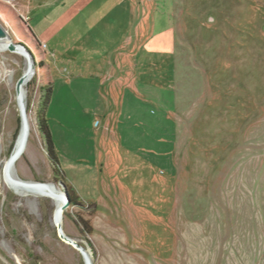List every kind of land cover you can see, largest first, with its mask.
Segmentation results:
<instances>
[{
	"label": "rangeland",
	"instance_id": "rangeland-1",
	"mask_svg": "<svg viewBox=\"0 0 264 264\" xmlns=\"http://www.w3.org/2000/svg\"><path fill=\"white\" fill-rule=\"evenodd\" d=\"M172 1L174 106L163 123L169 147L157 164L133 169L116 154L123 151L111 150L115 169L100 173V146L119 135L112 141L99 130L94 79L75 76L92 70L94 41L104 47L118 36L94 37V0H0L10 40L28 43L30 25L47 64L27 85L30 135L18 176L63 181L75 201L62 228L90 248L93 264H264V0ZM156 41L165 45L149 35L141 55L155 61L149 48ZM0 66L15 75L11 88L9 75L0 76L1 167L20 124L14 85L24 59L0 52ZM46 73L44 118L61 178L38 123ZM100 179L107 181L98 186ZM27 194L0 178V264H84L58 236L51 201ZM129 245L148 252L131 254Z\"/></svg>",
	"mask_w": 264,
	"mask_h": 264
},
{
	"label": "crops",
	"instance_id": "crops-1",
	"mask_svg": "<svg viewBox=\"0 0 264 264\" xmlns=\"http://www.w3.org/2000/svg\"><path fill=\"white\" fill-rule=\"evenodd\" d=\"M116 35L118 39H109L108 44L103 42L104 47L94 41L92 70L75 76V79H94V96L97 98L94 113L101 118L99 130L111 136L119 135L116 142L101 144L102 151L97 154L100 173L112 168L109 157L112 153L115 155L114 149H117L116 152L118 149L123 151L116 154L124 162H129L128 168L133 169L136 165L130 164H157L159 153L169 147L168 142L163 140V123L168 121L166 116L174 106L173 1L94 0V37ZM149 35L159 37V41L165 44L159 46L156 41L157 46L149 48L157 55L153 58L155 61L141 55L145 47L144 39ZM163 36L169 38L163 39ZM164 65L167 73L163 71ZM97 181L99 186L107 180ZM123 228L129 230L125 223ZM125 248L134 255L148 252L137 245ZM113 256L117 258L116 254Z\"/></svg>",
	"mask_w": 264,
	"mask_h": 264
},
{
	"label": "bare ground",
	"instance_id": "bare-ground-1",
	"mask_svg": "<svg viewBox=\"0 0 264 264\" xmlns=\"http://www.w3.org/2000/svg\"><path fill=\"white\" fill-rule=\"evenodd\" d=\"M10 42L9 37H0V52H6L7 44ZM18 54L24 59V66L20 76H23V81L20 84L19 89H16L14 85L15 101L18 107L20 124L16 138L14 140L13 146L9 154L2 160L0 167V178L2 182L12 189L16 193L27 194L30 193L36 197H44L51 201L53 205L52 211V223L57 225L58 221L63 219V212L59 215V207L61 204L60 190L53 182H45V184H37L34 180H23L18 176L16 170V164L21 158L22 154L25 152L29 135H30V122L29 116L26 111V94L27 85L32 80L34 76V70L30 66V61L24 55V53L19 50L11 51ZM3 67V66H2ZM6 67V66H5ZM9 75V88L13 85L14 73L11 71H6L0 66V76ZM14 75V76H13ZM8 77V76H7ZM4 79V78H3ZM7 81V80H6ZM8 82H6L8 84ZM5 83V82H4ZM25 108L24 113L22 108ZM28 195V194H27ZM60 218V219H59Z\"/></svg>",
	"mask_w": 264,
	"mask_h": 264
},
{
	"label": "trees",
	"instance_id": "trees-1",
	"mask_svg": "<svg viewBox=\"0 0 264 264\" xmlns=\"http://www.w3.org/2000/svg\"><path fill=\"white\" fill-rule=\"evenodd\" d=\"M26 30L28 34L30 35L31 39H29L28 43L22 42L21 44H23L27 48V50L31 53L33 60H34L35 69L37 71L40 69V67L47 68V64L44 61V52L41 51L40 47L38 48V46H40L39 41L37 40L36 36L34 35V33L32 32L31 28L28 25H26ZM34 75H35V70H34ZM42 80L43 81L46 80L47 83H46V86H44V94H43V99L41 102V111L38 116V123H39L40 130L43 133V136L45 138V147H46L47 157L53 165V175L56 177H60V176L63 177V172L60 169L57 158L54 154L53 143L50 137L49 130L45 123V118H44V109L47 107V104L49 102L50 92H51L50 75L46 73L44 77L42 78ZM69 198H70V203L75 201L74 196H72L70 193H69ZM85 227L87 229L86 230L87 232H91L90 226H87L86 224Z\"/></svg>",
	"mask_w": 264,
	"mask_h": 264
},
{
	"label": "water",
	"instance_id": "water-1",
	"mask_svg": "<svg viewBox=\"0 0 264 264\" xmlns=\"http://www.w3.org/2000/svg\"><path fill=\"white\" fill-rule=\"evenodd\" d=\"M0 37H8V34L6 33L5 29L0 25ZM10 40V38H9ZM19 48V50H21L24 55H26V57L28 58V60L30 61V66L33 70H35V64H34V60L33 57L31 55V53L27 50V48L21 44V43H15L13 41L10 40V42L7 44V49L9 51H16ZM23 81V76H20L15 83V87L16 89H19L20 84ZM25 108H22V111L24 113ZM37 184H45V182L42 181H36ZM59 190H60V196H61V204L59 207V215L61 214V212L65 211L66 208L68 207V205L70 204V198H69V194L67 192V188L66 185L63 183L62 180H59L57 185H56ZM60 219V218H59ZM56 231L58 233V236L65 241L67 244L71 245L74 249H76L80 255L82 256L83 259V263L84 264H93L92 259H91V250L87 245H83L80 242H78L76 239L68 236L67 234H65L63 228H62V223L61 220L58 221L57 225H56Z\"/></svg>",
	"mask_w": 264,
	"mask_h": 264
}]
</instances>
